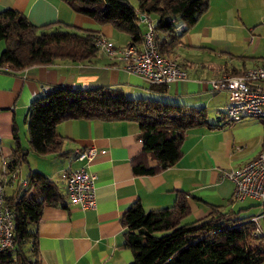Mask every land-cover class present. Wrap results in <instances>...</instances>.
Instances as JSON below:
<instances>
[{
	"label": "crops",
	"instance_id": "crops-1",
	"mask_svg": "<svg viewBox=\"0 0 264 264\" xmlns=\"http://www.w3.org/2000/svg\"><path fill=\"white\" fill-rule=\"evenodd\" d=\"M251 4V0H209L205 12L187 32L182 33L185 25L177 21L176 31L181 35L169 57L185 71L186 78L166 84L165 94L152 93L143 78L126 72L121 63L109 59L100 49L85 62L58 61L16 71L0 67V166L17 158L20 172L30 155L32 159L49 157L55 162L54 169L47 172L28 163L27 173L32 170L45 174L65 195L61 171L83 165L72 159L71 153L88 147L98 150L88 167L96 175L94 206L82 209L70 204L66 197L63 205L44 206L35 226L33 264H132L134 255L124 244L125 229L120 219L138 204L145 211L160 209L172 206L183 193L193 219L207 216L210 205L221 206L224 211L232 209L229 202L233 183L223 174L258 155L264 147V122L254 118L229 122L220 115L218 107L209 110L216 106L215 98L223 91H213L210 82L223 74L237 75L255 66L237 69L224 65V69H219L217 63L200 59L199 54H214L222 46L227 50L239 23H246ZM132 6L136 8L137 4ZM5 9L18 11L38 27L69 25L98 32L118 47L132 44L127 33L74 12L64 0H0V12ZM150 17L156 21L155 16ZM140 27L144 32L145 25L140 23ZM3 48L0 41V52ZM43 85L74 90L116 87L130 98L153 95L147 98L203 109L206 122L185 132L177 162L154 175L133 173L132 160L141 153L142 143L137 124L130 121L64 120L56 125V131L63 138L61 153L65 155L39 156L30 149L27 120L29 107L43 96ZM208 111L215 112L211 120ZM255 206L256 201H248L240 208ZM243 211L240 215H250ZM253 212L256 213L252 216L259 215L260 208Z\"/></svg>",
	"mask_w": 264,
	"mask_h": 264
},
{
	"label": "trees",
	"instance_id": "trees-1",
	"mask_svg": "<svg viewBox=\"0 0 264 264\" xmlns=\"http://www.w3.org/2000/svg\"><path fill=\"white\" fill-rule=\"evenodd\" d=\"M64 1L97 24L127 33L132 44L141 43L144 33L137 13L155 16V44L159 53L169 56L181 35L176 31L177 21L185 25L182 33L187 32L205 12L209 0H136V8L126 0ZM100 37L98 32L69 25L38 27L18 11L5 9L0 12V41L4 43L0 67L16 71L58 61H89L99 51L96 40ZM149 90L167 92L166 84H150ZM205 118L203 109L147 97L130 98L116 87H54L29 107L28 143L39 156H64L63 138L56 131V125L64 120L134 122L140 130L142 149L132 160L133 173L154 175L177 162L185 132L204 124ZM19 163L17 158L12 160L8 169L17 168ZM24 178L26 185L6 197L14 213L13 247L0 253V263H35V226L42 208L63 205L66 197L41 172L30 170ZM229 203L237 202L231 197ZM243 210L224 211L221 206L210 205L207 216L188 220L189 206L183 193L172 206L160 209L145 211L138 204L120 219L125 229L124 244L133 252L132 264H261L264 236L249 221L252 215H240Z\"/></svg>",
	"mask_w": 264,
	"mask_h": 264
},
{
	"label": "built area",
	"instance_id": "built-area-1",
	"mask_svg": "<svg viewBox=\"0 0 264 264\" xmlns=\"http://www.w3.org/2000/svg\"><path fill=\"white\" fill-rule=\"evenodd\" d=\"M139 23L145 25L142 41L139 46L129 44L118 47L103 37L96 40L97 47L111 60L121 63L122 68L143 78L150 84H168L186 78L185 71L171 57L159 53L155 44L154 28L156 21L145 14L137 13ZM264 25V20H262ZM213 91H226L227 105L220 111L229 122H237L245 118H254L264 122V65L247 69L240 74H223L211 80ZM43 96L48 95L54 86L43 85ZM98 150L95 147L75 149L71 158L83 163L78 168H66L61 171L65 183V195L68 202L80 208H91L95 203L96 175L88 167L94 160ZM224 177L233 183L232 200L241 202L254 199L261 210L259 215L249 221L264 236V147L258 155L234 170L224 172ZM18 168L8 169L3 162L0 169V253L13 247L14 213L6 201L11 193L6 188L16 191L26 185V179L20 177Z\"/></svg>",
	"mask_w": 264,
	"mask_h": 264
},
{
	"label": "rangeland",
	"instance_id": "rangeland-1",
	"mask_svg": "<svg viewBox=\"0 0 264 264\" xmlns=\"http://www.w3.org/2000/svg\"><path fill=\"white\" fill-rule=\"evenodd\" d=\"M126 1L131 5L137 4L136 0ZM251 3L250 9L246 12V23H239V27L234 32L235 37L229 44V48L226 50L222 46V48H218L219 50H216V53L214 54L203 52L199 54L200 59L209 58L219 65V69H224V65L227 68L235 67L237 69L264 65V25H262V20H264V0H251ZM141 24L143 23L141 22ZM221 49H224L226 52L223 53ZM220 94L221 95L216 96L215 98V102H217L215 104L216 106L210 108L209 110H214L217 107L222 110L227 105V98L225 99V96L227 97L226 91H221ZM214 111H208L209 120H211V117L214 115ZM23 142L24 145L27 144L25 141ZM32 156L33 155H30L28 157V163L29 165L33 164L34 168L38 167L39 169L47 172L51 169H54L55 162L51 158L45 156H35L32 159ZM28 163L23 162L20 167V172L22 171V175L20 176L21 178L27 173ZM6 192L10 193L11 188H6ZM248 201L255 202L254 199L248 198L242 202L233 203L232 209L238 211L240 207L245 206ZM257 207H250L244 210L243 213L249 211L248 213L252 215L253 213H256L253 212V210H255ZM189 219L193 218L189 217L188 220Z\"/></svg>",
	"mask_w": 264,
	"mask_h": 264
}]
</instances>
